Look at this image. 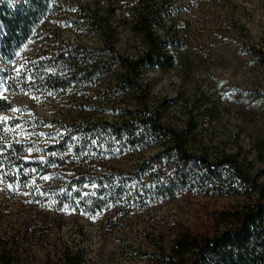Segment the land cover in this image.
<instances>
[{"label":"trees","instance_id":"trees-1","mask_svg":"<svg viewBox=\"0 0 264 264\" xmlns=\"http://www.w3.org/2000/svg\"><path fill=\"white\" fill-rule=\"evenodd\" d=\"M122 5L132 16V35L141 42L134 56L118 51V27L109 14L77 13L76 29L99 33L98 45L87 46L61 39L60 24L52 22L56 27H51L49 20L67 11V0H0V56L7 67L8 96L65 95L72 96L68 111L84 114L95 109V103L112 104L117 111L111 123L91 118L74 122L60 143L44 148L18 140L16 123H0V187L26 191L36 196L38 205H57L53 211L78 214L123 215L136 205L149 206V199L173 200L194 188L243 195L244 204L221 213L214 234L180 229L159 264H264V186L246 171L239 154L223 153L210 161L191 147L184 131L164 125L147 105L143 71L166 70L174 61L169 43L154 31L155 26L166 29L168 23L175 27L171 0H123ZM250 54L264 68V51L251 47ZM18 59L24 61L21 69L10 72ZM99 86L103 89L95 102L85 88ZM121 97L130 104L122 101L116 108ZM78 100L81 103L74 104ZM13 108L11 99L0 98V115ZM151 143L159 150L151 161L133 167L131 184L124 182L119 165L105 164L125 154L135 156ZM53 171L62 172L64 182L61 186L53 182L46 190L50 180L45 178ZM14 246L1 249L0 264H19L20 250ZM83 260L80 253H65V264Z\"/></svg>","mask_w":264,"mask_h":264},{"label":"rangeland","instance_id":"rangeland-1","mask_svg":"<svg viewBox=\"0 0 264 264\" xmlns=\"http://www.w3.org/2000/svg\"><path fill=\"white\" fill-rule=\"evenodd\" d=\"M67 1V11L49 20L53 29L52 22L60 24L61 39L97 46L98 31L78 30L73 24L80 10L97 11L109 14L118 27L119 52L134 56L141 49L140 40L131 33L132 16L123 0ZM171 2L175 27L168 23L166 29L155 26L154 31L169 43L167 50L174 61L166 70L145 69L141 75L150 111L164 125L184 131L191 147L212 162L223 153L239 154L246 171L264 186V68L250 54L251 47L264 51V0ZM23 63L18 59L10 72L20 70ZM6 71L0 56V98L14 104L11 112L0 115V123H16L13 130L20 141L44 148L60 143L63 133L71 132L69 125L82 118L111 123L117 117L112 104L95 103V109L84 114L68 111L72 96L42 92L8 96ZM102 89L85 88L95 102ZM118 100L116 108L122 101L130 104L126 97ZM158 150L151 143L135 156L125 154L105 164L119 165L124 182L131 184L133 167L151 161ZM165 169L161 168L168 174ZM36 178L38 184L40 176ZM64 178L62 172L48 173L46 190L53 182L61 186ZM35 197L21 189L0 187V251L14 243L20 250L19 264H65L68 252L80 253L82 264H159L180 229L214 234L221 213L246 202L243 195L194 188L173 200L149 199V206L133 205L129 213L118 215L53 211L57 205H38Z\"/></svg>","mask_w":264,"mask_h":264}]
</instances>
